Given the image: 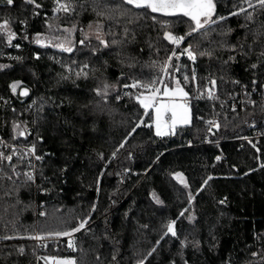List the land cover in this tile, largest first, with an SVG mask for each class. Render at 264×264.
<instances>
[{
  "label": "trees",
  "instance_id": "obj_1",
  "mask_svg": "<svg viewBox=\"0 0 264 264\" xmlns=\"http://www.w3.org/2000/svg\"><path fill=\"white\" fill-rule=\"evenodd\" d=\"M64 2L72 11L53 16L54 0H35L39 8L0 0V23L9 21L15 34L9 42L0 30V47L14 55L0 56V135L35 145L43 157L34 183L16 175L24 162L1 164L0 264H42L26 238L71 230L84 219L74 252L48 255L75 264H264V9L215 0L216 22L188 36L187 17L123 0ZM240 9L247 11L231 15ZM91 24L101 26L108 47L82 37ZM59 29L74 31L71 52L34 43ZM165 31L185 36L183 46L197 58L171 60L179 70L170 68L162 83L180 81L190 123L157 136L153 126L136 127L152 125L151 110L145 115L136 99L145 89L124 85L160 84L175 45ZM210 80L216 98H194ZM212 118L219 128L211 136ZM255 132L258 141L246 140ZM171 221L175 237L164 235Z\"/></svg>",
  "mask_w": 264,
  "mask_h": 264
},
{
  "label": "snow or ice",
  "instance_id": "obj_2",
  "mask_svg": "<svg viewBox=\"0 0 264 264\" xmlns=\"http://www.w3.org/2000/svg\"><path fill=\"white\" fill-rule=\"evenodd\" d=\"M27 3L29 4H35V0H26ZM7 3L11 5L13 3V0H7ZM57 3V9L56 11H64L66 13L72 11V5L70 3H61L60 0H56ZM124 4L131 5L132 7L136 9H146L150 10L152 13H159L164 16H182V17H187L191 22L193 27H191L190 31L187 33L188 36H191L194 32H197L201 29H204L206 25H209L210 23H215L216 21L212 20L213 15L215 14V9H216V3L215 0H123ZM245 3L248 4L249 7L255 8L257 5L261 8L264 9V0H256V4L252 3V0H245ZM35 7L39 8V4H35ZM247 9H240L238 12H233L231 15H240L241 12H246ZM154 19V17H153ZM220 20L226 19L225 17H219ZM248 20L252 19V15L249 14L247 16ZM163 26L167 29L169 25L167 23H164ZM91 27V25H89ZM0 30L6 31L8 35L9 42L14 39L15 34L12 33L9 30V21L5 20L3 23H0ZM67 31V29H66ZM231 29H229V32ZM99 38V37H98ZM164 38L171 43L179 46L181 42L185 39V36H174L170 32L165 31ZM100 43L103 44L105 47H108V44L101 39ZM61 50L63 51H72V49L69 48H64L63 45L59 46ZM233 51L235 50L234 48L232 49ZM187 54V57L189 60L195 62L197 58V54L191 49V48H184L181 50V54ZM207 53H200V55H206ZM173 56H176L177 59H179V56L175 52L172 53ZM261 56H264V52H261ZM234 59L233 57L229 58ZM171 58L165 61L164 67L161 68V71L165 75H169V69H175L179 70L178 65H173L170 63ZM227 63V62H225ZM87 67V65H85ZM252 68H256L257 65L253 64L251 66ZM78 76L80 73L77 74ZM86 76L87 74L84 73ZM189 77L186 75L184 77V80L187 82ZM195 71H193L192 74V80H195ZM156 81H153L149 84H141V83H133L131 85H124V87H132V88H137L141 87L144 88L146 92H148V95H140L137 96L136 99L138 103L141 105V107L145 110L144 114L148 115V110L149 109H154L155 111V128H156V135L161 136V135H166V132H162L161 128L165 125V120L164 117L166 114H170L168 116V126L171 128H175L177 123H184L187 124L190 121V109L187 104V98L189 94L184 91V89L180 86V81L176 80L175 81V87L171 88L169 85L164 86V90L161 93V90L159 87H156ZM160 83H163V81H160ZM209 83L211 84V88L207 89V96L209 99H214L215 97V88H216V81L215 80H210ZM235 83H239L238 81H235ZM255 83V81H253ZM18 84H13L12 90L15 92L16 88L18 87ZM109 86L105 85V95L107 94V88ZM22 95H27V91L25 90L24 92L21 93ZM97 94L100 95V91L97 90ZM125 95H128L125 93ZM168 97V102H163L161 100V97ZM179 97L181 100H183V103H178L175 102L174 98ZM234 110V109H233ZM209 124H213L214 122L208 121ZM145 126V127H151L152 125L145 124L143 121L138 123L136 127L140 126ZM215 126L218 128L219 125L215 124ZM18 127V126H17ZM135 131V129H133ZM23 135V133H21ZM124 145L123 143L120 145L122 148ZM15 154V152L13 153ZM31 154L36 160L40 161L43 159L42 156L35 155V145H33L30 149L29 152L26 153L25 155ZM115 155V154H114ZM12 155L5 156L2 152H0V162L6 160L9 163L12 161ZM20 159H23V157H20ZM220 157H217V160H219ZM264 167V165H262ZM15 171V169H13ZM24 175L27 177L28 181H32L33 183L35 182V177L31 173H24ZM176 176L179 178L180 174H176ZM211 179V177H209ZM181 182L184 183V186L187 187V184L185 181L181 179ZM207 183V181L205 182ZM157 203H160V201L157 199ZM223 203V201H221ZM94 210V209H93ZM187 211V209H185ZM181 216L184 215V212H181ZM175 221H171L166 225L167 231L164 233V235L171 234L173 237L176 236V231H175ZM88 224V219L81 220L79 224L75 227L72 228L71 230H65V231H60L56 232L52 235L56 237H67L68 238V247L72 248L75 250V241L73 240V236L75 233L80 232L81 230L86 228V225ZM30 239H35V240H43L44 237L42 236H34V237H29ZM159 243V242H158ZM23 249H20L21 254H23ZM152 251H155L153 249ZM151 253H149L150 255ZM45 260V264H50V258L48 257H43ZM113 259H115V256H113ZM51 261H54V264H75V261L72 259H56V258H51ZM140 264H143V261L140 262Z\"/></svg>",
  "mask_w": 264,
  "mask_h": 264
},
{
  "label": "rangeland",
  "instance_id": "obj_3",
  "mask_svg": "<svg viewBox=\"0 0 264 264\" xmlns=\"http://www.w3.org/2000/svg\"><path fill=\"white\" fill-rule=\"evenodd\" d=\"M60 2L61 3H66V2H64V0H60ZM56 9H57V3H56V0H54V7H53V10H52V15L53 16H56V15H58V14H60V13H66V12H64V11H56ZM60 31H63V33H61V34H58V36H54L52 33L50 34V35H42V36H37V37H35L34 38V43L37 45V46H39V47H51V48H54V49H56V50H59V51H62V52H66V53H69L68 51H63V50H61V48L59 47L60 45H63V47L64 48H71V49H73V46H74V31L73 30H69V29H67V31H66V29H59ZM82 37H84V38H86V39H88V38H93V39H95V40H98V41H100L101 39H103L104 40V35H103V32H102V30H101V26L99 25V24H91V27H87V28H85V30L83 31V33H82ZM99 37V38H98ZM184 41V40H183ZM183 41L181 42V44L179 45V46H177V45H174L173 46V50H172V52H171V55H170V57L169 58H171V60H174V59H177L176 58V56H173L172 55V53L173 52H175L176 54H177V56H179V59H185V60H187L189 63H193V61H191V60H189L188 59V57H187V54L186 53H184V54H181V55H179V53H181V50L182 49H184V48H190L189 46H183ZM8 48V47H7ZM7 48L5 47V48H2V47H0V56L1 57H4V58H9V59H13L14 58V55L13 54H11V53H6V51H7ZM14 49H16V50H18L19 48H18V46H14ZM71 52V51H70ZM170 60V61H171ZM167 79V75H165L164 73H163V75H162V79H161V81H163L164 82V79ZM164 84H163V86H162V83H160L158 86H156V87H159L160 88V90H161V93L163 92V90H164ZM211 86V85H210ZM175 87V86H174ZM174 87H171V88H174ZM207 89H209V86L208 87H206L203 91H200V92H198V93H195L194 94V98L195 97H202V96H204V93H206L207 92ZM148 95L149 93L148 92H146V91H144L143 93H141L140 95ZM139 95V96H140ZM204 98V97H203ZM168 97H161V100L163 101V102H168ZM175 99V102H178V103H183L184 101L183 100H181L179 97H177V98H174ZM264 103V102H263ZM189 107V106H188ZM190 109V108H189ZM149 110H151V114H152V126H153V129H154V132L156 133V128H155V123H154V121H155V111H154V109H149ZM168 116L170 115V114H167ZM190 120H191V114H190ZM189 123H190V121H189ZM189 123H187V124H184V123H177V125L175 126V128H171V127H169L168 126V123H165V125L161 128V131L162 132H166L167 134L166 135H168V134H171V133H173L174 132V130L177 128V127H180V126H185V125H188ZM24 125V129L25 130H28V127L27 126H25V124H23ZM19 133H21V131H19ZM21 144H23V143H21ZM25 145V144H24ZM17 174V176H19V172L18 173H16ZM35 234H37V233H35ZM39 234V233H38ZM52 234H54V233H52ZM52 234H40V235H47V236H50V235H52ZM72 252H74V250H72ZM50 258V262H51V264H54V261H51V258L52 257H49ZM54 258H56V259H72V260H74L73 258H70V257H54ZM75 261V260H74Z\"/></svg>",
  "mask_w": 264,
  "mask_h": 264
},
{
  "label": "built area",
  "instance_id": "obj_4",
  "mask_svg": "<svg viewBox=\"0 0 264 264\" xmlns=\"http://www.w3.org/2000/svg\"><path fill=\"white\" fill-rule=\"evenodd\" d=\"M179 55H181V53H179ZM261 95L263 96L262 101L264 102V90H263ZM203 97H204V99L211 100L208 98L207 92L204 93ZM249 102H250V100L247 98L242 99V103H244V104H247ZM187 104H188V106H190V104H191V100L189 98H187ZM233 107L235 108V105ZM164 120H165V123H168V115L167 114L165 115ZM208 121H212L214 123L209 124ZM208 121H207V124L209 125L208 132L212 136L216 133V131H218L219 127L217 128L215 126V124L219 125V120L217 118H212ZM259 137H260L259 133L255 132L251 138H247L246 140H257L258 141ZM30 148H31V146H27V145H24L21 143H10L0 135V152H2L5 156L12 155V157H13L12 160H14V161L24 162L26 169L24 171H20L19 176L23 175V177L25 179H27V177L24 175V173H31L34 175L35 171H36L37 164L42 161V160H40V161L36 160L31 154L25 155L26 153L29 152ZM14 152H15V154H13ZM35 155H37L36 152H35ZM20 157H23V159H20ZM4 162H8V161L4 160V161L0 162V173H2V165L1 164ZM14 174H15V172H14ZM41 214H42V212H41ZM78 233L79 232L74 234V236H73L74 241H75ZM38 235L44 237V239L43 240H35V239H30L28 237V238H26V240H29L33 244L34 249L38 253V259L40 260V262L42 264H45V260L43 259V257H48V258L52 257L53 258V256L48 255L49 251L57 252L61 248L64 249L65 251L72 249V248L68 247V238L67 237H56L54 235L47 236V235H40V234H33L31 237L38 236ZM50 264H51V262H50Z\"/></svg>",
  "mask_w": 264,
  "mask_h": 264
},
{
  "label": "water",
  "instance_id": "obj_5",
  "mask_svg": "<svg viewBox=\"0 0 264 264\" xmlns=\"http://www.w3.org/2000/svg\"><path fill=\"white\" fill-rule=\"evenodd\" d=\"M22 92H24V91H22Z\"/></svg>",
  "mask_w": 264,
  "mask_h": 264
},
{
  "label": "crops",
  "instance_id": "obj_6",
  "mask_svg": "<svg viewBox=\"0 0 264 264\" xmlns=\"http://www.w3.org/2000/svg\"><path fill=\"white\" fill-rule=\"evenodd\" d=\"M162 136V135H161Z\"/></svg>",
  "mask_w": 264,
  "mask_h": 264
}]
</instances>
